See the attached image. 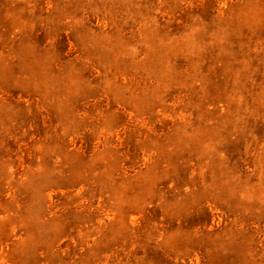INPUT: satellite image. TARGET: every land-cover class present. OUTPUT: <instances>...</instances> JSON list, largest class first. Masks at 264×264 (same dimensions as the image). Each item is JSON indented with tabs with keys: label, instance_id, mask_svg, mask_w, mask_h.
<instances>
[{
	"label": "rangeland",
	"instance_id": "374dc122",
	"mask_svg": "<svg viewBox=\"0 0 264 264\" xmlns=\"http://www.w3.org/2000/svg\"><path fill=\"white\" fill-rule=\"evenodd\" d=\"M0 264H264V0H0Z\"/></svg>",
	"mask_w": 264,
	"mask_h": 264
}]
</instances>
